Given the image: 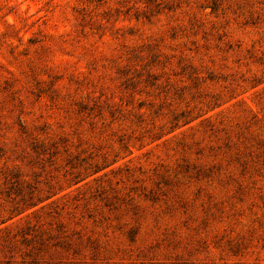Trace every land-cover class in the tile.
<instances>
[{"label": "rangeland", "instance_id": "obj_1", "mask_svg": "<svg viewBox=\"0 0 264 264\" xmlns=\"http://www.w3.org/2000/svg\"><path fill=\"white\" fill-rule=\"evenodd\" d=\"M0 264H264V0H0Z\"/></svg>", "mask_w": 264, "mask_h": 264}]
</instances>
